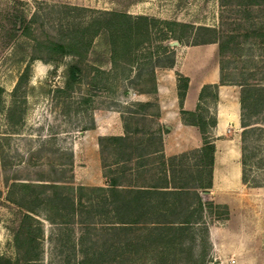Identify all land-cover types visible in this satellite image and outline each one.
<instances>
[{"label": "rangeland", "instance_id": "obj_1", "mask_svg": "<svg viewBox=\"0 0 264 264\" xmlns=\"http://www.w3.org/2000/svg\"><path fill=\"white\" fill-rule=\"evenodd\" d=\"M117 11L130 17L113 29L121 32L131 25V43L138 37L142 41L124 54L117 50L114 56L112 29L101 23H110ZM19 14L24 16L22 24L16 17ZM138 16L146 17L139 19L142 36L136 31ZM263 21L264 3L250 0H0V254L15 255L13 230L25 211L6 198V180L8 184L41 182L45 180L37 178L51 176L75 185H106L98 137L121 132L127 115H131L132 125L146 123L149 130L157 129L156 83L173 68L170 60L175 64L190 50L209 49L210 42L194 44L209 35L200 26H211L225 37L233 35L223 55L218 53L217 42H212L213 59L221 64L228 85L221 100L238 98L241 79L264 83V40L253 33ZM29 23L40 38L61 39L70 32L91 37L89 49L83 57L65 54L50 60L30 59L33 40L24 33ZM175 39L178 44L172 43ZM71 63L79 66L80 75L66 87V68ZM27 65L28 76L19 82ZM174 71L177 78L179 71ZM214 89L209 87L200 100L207 115L216 114L220 100L213 97ZM148 98L152 101L140 109L138 102ZM227 105L228 109L237 108L236 102ZM11 108L16 124L8 120ZM143 111L154 116H141ZM226 122L219 130L221 134L213 135L219 141L210 192L215 202L228 205V216L208 221L206 235L202 225L195 223L190 228L192 239L170 248H156L163 252L167 264H264V167L251 163L250 176L261 181L260 190H244L240 180V122L238 119L225 127ZM185 129L172 134L178 149L183 148L180 142L190 145L188 138L179 135L181 132H188L190 138L194 134V128ZM256 143L264 152V137ZM192 144L195 146L182 150L170 149L167 155L199 146V136ZM106 157L111 162L112 158ZM193 161L190 155L188 162ZM16 193L14 196L19 197ZM38 217L43 225L36 238L41 251L38 264H86L79 262V224L50 222L43 213ZM203 217L209 219L205 210ZM90 241L86 239L85 247L90 246L92 254L96 247ZM149 253H128L121 261L117 259L121 263L103 258L93 264H159V259Z\"/></svg>", "mask_w": 264, "mask_h": 264}, {"label": "trees", "instance_id": "obj_2", "mask_svg": "<svg viewBox=\"0 0 264 264\" xmlns=\"http://www.w3.org/2000/svg\"><path fill=\"white\" fill-rule=\"evenodd\" d=\"M251 3L263 4L264 0H250ZM110 23H101L111 28L110 44L114 56L117 50L123 52L137 48L141 41L138 38L131 43L129 37L132 26L129 25L117 32L119 24L126 12L117 11ZM19 23L24 16L17 15ZM136 20V31H139V19ZM15 20V24H16ZM166 24L167 21H162ZM179 24L178 22H175ZM116 29H113L116 27ZM180 25L185 26L184 23ZM100 25L93 31L98 32ZM209 32L208 37L195 40V43L217 42L218 53L223 55L229 48L233 35H221L211 26H200ZM24 33L32 38L30 59L40 58L50 60L54 56L71 54L83 57L89 49L91 37L78 32H70L61 39L50 37L40 38L31 31L30 23L24 28ZM136 32V33H137ZM253 33L264 40V21ZM33 35V37H32ZM128 37V38H127ZM164 48V45H159ZM112 52V53H113ZM120 54V55H121ZM119 55V56H120ZM115 58V57H114ZM174 61L170 60L169 65ZM220 64V83H227ZM80 68L71 63L66 68L65 85L71 87L79 78ZM28 76V65L20 74L19 82ZM177 88L179 103L182 106L186 94L189 77L177 72ZM238 84L240 102V163L241 184L244 190H260L261 181L250 176L251 163L263 165L264 152L257 146L256 139L264 137V83L249 81L244 78ZM209 87H216L212 95L218 97V84H204L199 93V102L194 110L181 107L183 122L199 127L202 144L190 150L165 155L162 151V130L153 133L146 123L131 124V115L124 116L125 134H107L98 137L100 153L104 166V174L108 178L106 185H84L56 177L37 178L45 181H13L7 183L6 198L23 207L18 226L13 230L15 255L0 254V264H38L41 251L37 248V234L42 233L43 225L39 213L54 223L75 221L80 225L78 236L81 258L80 263L93 264L103 258L122 260L128 253L150 252L159 264H167L163 252L156 251L159 247L170 248L181 244L190 238V228L195 223L202 225L204 235L208 232V221L216 218H226L229 213L227 204L214 201L210 192L212 186V171L214 165L215 143L211 132L216 124V115H207V109L200 104ZM0 86V92L2 91ZM148 102H138L144 109ZM12 110V111H11ZM13 108L10 109L8 120L12 124L18 121L14 118ZM140 118V117H139ZM143 119V118H142ZM167 130L166 126L161 127ZM144 132L147 136L138 135ZM143 133V134H144ZM111 162H107V157ZM190 155L194 156L192 163L188 162ZM4 158V156L2 157ZM16 190L19 197H15ZM1 194V190H0ZM195 204V206H193ZM209 217H203V211ZM104 219L99 221V219ZM86 228V229H85ZM94 237H90V235ZM89 238L95 252L89 253L85 247ZM190 242L191 241H187ZM191 249V245L187 246ZM121 263V262H119ZM118 263V264H119Z\"/></svg>", "mask_w": 264, "mask_h": 264}, {"label": "crops", "instance_id": "obj_3", "mask_svg": "<svg viewBox=\"0 0 264 264\" xmlns=\"http://www.w3.org/2000/svg\"><path fill=\"white\" fill-rule=\"evenodd\" d=\"M214 43L210 42L208 43L209 49H193L187 52L184 56H182L179 59H176L175 64L173 63V68L170 69L169 73H167L163 79H158V83H156V89L154 93L156 94L155 96L158 98L156 99L157 103V110H156V117L158 121V126L157 129L154 130L155 133H159V130H162V151L164 152L165 155H167L170 149H177V150H182L191 146H195L193 143V140L195 138L197 139V136L201 139V144H202V135L199 130V127L194 124H189L185 123L182 120L180 109L183 107L184 109L188 110H194L199 102V93L201 91V88L204 84H213L217 83L218 84V97H220V100H217L218 102L216 103V124L213 127V135L217 137L219 132L222 131L224 128L222 126L226 122L225 127L227 126V123L232 122L234 124L235 121L239 119L240 122V102H239V96L238 100H221L224 96H226L227 92V87L228 85L225 83H220V64L214 60ZM174 70H178L180 73H183L189 77V83H188V88L186 91V94L183 98L182 106L179 103V97H178V88H177V78ZM173 72V73H170ZM169 93V94H168ZM170 95V97H168ZM155 100V99H153ZM151 99H145L144 101H139V102H148V104L151 102ZM225 101V102H223ZM237 103V108L234 105L233 109H228L230 103ZM147 104V105H148ZM146 105V106H147ZM225 105H227V109H225ZM141 116H154L151 115L148 112L143 111L141 113ZM171 122V123H170ZM166 126L167 130L161 129V127ZM186 127H192L194 128V134L190 138V135L188 132L186 134L184 132H181L182 134L181 137H186L188 138V142L190 145H183L185 143L180 142L182 144L183 148L178 149L177 146L178 143L174 142V138L172 137V134L174 132H179L186 130ZM144 133V132H143ZM138 132V135H144L147 136L148 134H143ZM125 134V128H124V120L122 122V131L119 133H116V135H123ZM107 135V134H103ZM218 138L214 139L215 143V153L217 151V142ZM188 143V144H189ZM201 144L199 146H201ZM197 145V147H199ZM176 150V151H177ZM214 163H215V154H214ZM240 165V164H239ZM213 171H214V165H213ZM213 171H212V186L213 184ZM240 180H241V165H240ZM210 187V188H211Z\"/></svg>", "mask_w": 264, "mask_h": 264}, {"label": "water", "instance_id": "obj_4", "mask_svg": "<svg viewBox=\"0 0 264 264\" xmlns=\"http://www.w3.org/2000/svg\"><path fill=\"white\" fill-rule=\"evenodd\" d=\"M172 43H173V44H178L179 41L175 39V40L172 41Z\"/></svg>", "mask_w": 264, "mask_h": 264}]
</instances>
